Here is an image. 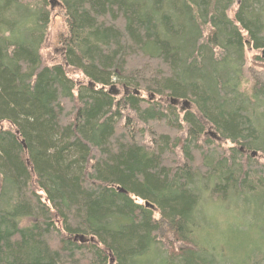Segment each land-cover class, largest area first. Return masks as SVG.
<instances>
[{"label": "trees", "instance_id": "trees-1", "mask_svg": "<svg viewBox=\"0 0 264 264\" xmlns=\"http://www.w3.org/2000/svg\"><path fill=\"white\" fill-rule=\"evenodd\" d=\"M50 1L0 0V264H225L197 210L264 195V0H55L45 64Z\"/></svg>", "mask_w": 264, "mask_h": 264}, {"label": "rangeland", "instance_id": "rangeland-1", "mask_svg": "<svg viewBox=\"0 0 264 264\" xmlns=\"http://www.w3.org/2000/svg\"><path fill=\"white\" fill-rule=\"evenodd\" d=\"M51 10L52 18L47 39L41 51L45 64L56 62L57 51L59 50L58 38L65 30L58 5L55 3ZM257 56L261 60H257ZM245 57L246 69H249L248 71L250 72L246 70L247 81L251 82L250 75L252 72L261 75L260 77L263 79L264 58H262V53L248 49ZM71 77L75 79L77 85L83 82L79 75H71ZM115 92L117 94L114 97L117 98L123 94L122 90L116 86ZM153 99L155 102H159L158 99ZM163 102L164 100L160 103ZM177 108L182 114L180 110L181 104ZM189 110H193V108L190 107ZM208 132L210 131L206 130L205 134L210 138L207 135ZM184 133L185 131L177 136L182 141L185 139L183 137ZM213 140L221 142V140ZM200 144H205L204 137L200 139ZM220 145L224 150L232 147L228 141H223ZM181 156L180 148L178 147L174 154L175 163H180ZM197 159L198 157L194 159L195 162ZM260 163L264 164V158L260 159ZM196 221L199 224L197 231L198 242L203 246V249L215 251L218 255L216 257L218 262L225 264H257L260 258H264V195H246L242 200L236 197H229L226 201H218L216 203H211L210 201L202 202L197 210ZM145 261L149 260L141 261L140 264L145 263Z\"/></svg>", "mask_w": 264, "mask_h": 264}, {"label": "water", "instance_id": "water-1", "mask_svg": "<svg viewBox=\"0 0 264 264\" xmlns=\"http://www.w3.org/2000/svg\"><path fill=\"white\" fill-rule=\"evenodd\" d=\"M238 1H239V0H238ZM54 4H55V0H51V1H50L51 8H53V5H54ZM262 56H263L262 58H264V50L262 51ZM89 85H90V84H89ZM125 93H126V91H125ZM108 94H109V95H113V96L116 95L115 87H111L110 90L108 91ZM170 103H171V105L174 106V105L177 104V101L171 99V100H170ZM188 107H189L188 102H183V103H182V109H186V108H188ZM211 135H212V137L216 138L215 135H213V134H211ZM251 155H252V156H255V153H252ZM90 242H91V243H94V239L91 238V239H90ZM109 264H113V260H112V259L110 260Z\"/></svg>", "mask_w": 264, "mask_h": 264}, {"label": "flooded vegetation", "instance_id": "flooded-vegetation-1", "mask_svg": "<svg viewBox=\"0 0 264 264\" xmlns=\"http://www.w3.org/2000/svg\"><path fill=\"white\" fill-rule=\"evenodd\" d=\"M122 93H123L122 96H123V95H126L125 91H122ZM182 103H183V102H180V103L177 102V104L174 105V106H178L179 104H181V109H180V110H181L182 112H184L185 110H189V109H190V106H189L188 108H186V109H182ZM208 131H210V132H208L207 135H209L210 138L219 140V138H218L216 135H215L216 138L212 137L211 134L214 135V133H212L211 130H208ZM238 149H239L240 152H244V151H243V148L240 147V148H238ZM244 153H246V151H245Z\"/></svg>", "mask_w": 264, "mask_h": 264}, {"label": "bare ground", "instance_id": "bare-ground-1", "mask_svg": "<svg viewBox=\"0 0 264 264\" xmlns=\"http://www.w3.org/2000/svg\"><path fill=\"white\" fill-rule=\"evenodd\" d=\"M114 85H115V84H114ZM111 87H115V86H111ZM111 87H110V88H111ZM110 88H109V90H110ZM109 90H108V91H109ZM125 91H126V90H125ZM134 93L137 94V92H134ZM116 94H117V93H116ZM126 94H127V93H126ZM112 96H113V95H112ZM114 96H116V95H114ZM36 192H37V191H36ZM41 196H42V195H41ZM145 206L151 208V206H150L148 203H145ZM77 238H78V240H79L80 243H82V242L84 241V239H83L81 236H80V237H75V239H77ZM91 238H92V237H91ZM91 238H90V239H91ZM93 239H94V238H93ZM110 260H111V259H110ZM110 260H109V262H110Z\"/></svg>", "mask_w": 264, "mask_h": 264}]
</instances>
